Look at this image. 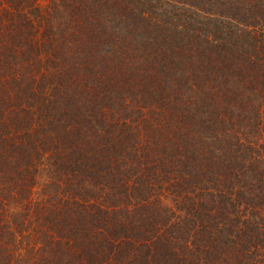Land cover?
<instances>
[{
  "label": "trees",
  "instance_id": "obj_1",
  "mask_svg": "<svg viewBox=\"0 0 264 264\" xmlns=\"http://www.w3.org/2000/svg\"><path fill=\"white\" fill-rule=\"evenodd\" d=\"M0 264H264V0H0Z\"/></svg>",
  "mask_w": 264,
  "mask_h": 264
}]
</instances>
